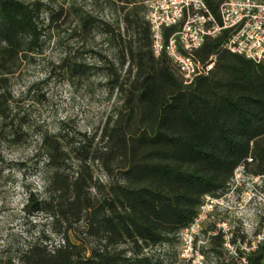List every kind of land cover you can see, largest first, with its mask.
<instances>
[{
  "label": "trees",
  "instance_id": "obj_1",
  "mask_svg": "<svg viewBox=\"0 0 264 264\" xmlns=\"http://www.w3.org/2000/svg\"><path fill=\"white\" fill-rule=\"evenodd\" d=\"M99 1L117 17L75 3L0 0V130L20 133L11 76L44 50L47 30L69 13L75 31L100 32L111 54L83 48L75 53L94 52L99 62H67L66 55L62 64L101 72L120 101L97 132L63 123L57 133H42L44 191H30L24 208L49 216L50 232L60 239L38 228L23 241L3 242L0 264H166V252L154 248L180 242L205 193L222 192L240 163L264 174V61L231 51L222 33L192 53L213 66L185 82L166 54L152 51L145 0ZM207 2L218 16L221 0ZM207 250L217 264H234L220 258L219 235ZM263 253L264 244L250 264Z\"/></svg>",
  "mask_w": 264,
  "mask_h": 264
},
{
  "label": "rangeland",
  "instance_id": "obj_2",
  "mask_svg": "<svg viewBox=\"0 0 264 264\" xmlns=\"http://www.w3.org/2000/svg\"><path fill=\"white\" fill-rule=\"evenodd\" d=\"M44 1L65 8L75 3L107 19L117 17L111 7H102L99 0ZM43 15L47 21V13ZM67 16L52 24L45 33L44 50L25 59L10 79L13 118L15 123L18 119L22 122L17 135L0 130V246L8 240L30 238L38 228H44L55 241L60 239L50 232L49 216L44 212L28 213L24 208L30 191H44V171L37 154L42 133H57L63 123L88 134L97 132L120 102L116 93L104 84L101 72H72L62 64L66 55L67 62L72 59L99 62L94 52H85L83 56L75 53L83 48L111 54L100 32L93 30L84 37L79 30L75 31L77 19L73 13ZM97 173L101 174L100 170ZM154 249L166 252V264L185 262L180 256V242L160 244ZM205 252L208 260L214 259L213 252L207 248ZM225 257L222 252L220 258Z\"/></svg>",
  "mask_w": 264,
  "mask_h": 264
},
{
  "label": "built area",
  "instance_id": "obj_3",
  "mask_svg": "<svg viewBox=\"0 0 264 264\" xmlns=\"http://www.w3.org/2000/svg\"><path fill=\"white\" fill-rule=\"evenodd\" d=\"M152 51L166 54L185 82L207 73L192 53L205 40L226 33L225 46L256 62L264 61V0H221L219 15L207 0H145ZM248 159H251L249 157ZM206 222H212L208 228ZM200 233H202L200 235ZM214 235L221 238L227 260L250 264L251 254L264 244V174L238 164L222 192L205 193L189 225L179 232L184 264H217L204 250ZM259 264H264V253Z\"/></svg>",
  "mask_w": 264,
  "mask_h": 264
}]
</instances>
